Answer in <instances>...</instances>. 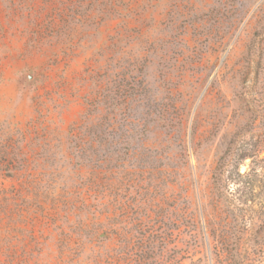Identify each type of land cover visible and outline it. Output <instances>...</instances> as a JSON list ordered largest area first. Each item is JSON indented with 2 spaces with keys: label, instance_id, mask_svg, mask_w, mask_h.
<instances>
[{
  "label": "rangeland",
  "instance_id": "obj_1",
  "mask_svg": "<svg viewBox=\"0 0 264 264\" xmlns=\"http://www.w3.org/2000/svg\"><path fill=\"white\" fill-rule=\"evenodd\" d=\"M263 108L264 0H0V264L94 223L100 252L167 224L204 258L209 181Z\"/></svg>",
  "mask_w": 264,
  "mask_h": 264
},
{
  "label": "trees",
  "instance_id": "obj_2",
  "mask_svg": "<svg viewBox=\"0 0 264 264\" xmlns=\"http://www.w3.org/2000/svg\"><path fill=\"white\" fill-rule=\"evenodd\" d=\"M246 76V73H242ZM241 74V75H242ZM262 132L256 149L240 144L222 158L209 181L207 201L201 206L203 223L199 232L207 255L187 259V250L169 236L170 227L158 229L155 224L141 232L129 246L130 233L124 244L98 251L95 240L98 228L87 226L85 231H73L64 238V248L54 264H264V167L262 172L252 168L241 173L239 164L250 158L254 166L264 163V108ZM96 202V201H95ZM86 228V227H85ZM179 242V241H178ZM74 244V245H73ZM183 244V243H182ZM39 261L43 258L38 250ZM30 261V256H29ZM27 261V262H29Z\"/></svg>",
  "mask_w": 264,
  "mask_h": 264
}]
</instances>
